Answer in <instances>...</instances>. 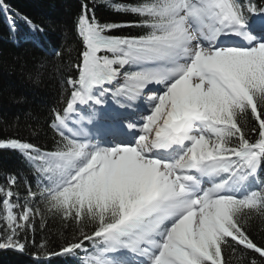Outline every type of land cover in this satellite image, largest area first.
Listing matches in <instances>:
<instances>
[{
    "label": "snow or ice",
    "instance_id": "obj_1",
    "mask_svg": "<svg viewBox=\"0 0 264 264\" xmlns=\"http://www.w3.org/2000/svg\"><path fill=\"white\" fill-rule=\"evenodd\" d=\"M99 3L131 19L101 18L80 0L76 62H64L66 43L47 49L61 62H51L52 145L0 139L24 165L0 173V249L26 253L31 235L35 264H231L225 249L238 247L261 258L241 252L240 264H264L248 230L253 214L264 218V5ZM0 15L13 44L21 25L47 32L9 0ZM50 222L71 230L56 252L35 241Z\"/></svg>",
    "mask_w": 264,
    "mask_h": 264
},
{
    "label": "trees",
    "instance_id": "obj_2",
    "mask_svg": "<svg viewBox=\"0 0 264 264\" xmlns=\"http://www.w3.org/2000/svg\"><path fill=\"white\" fill-rule=\"evenodd\" d=\"M16 11L29 16L36 23L47 29L43 35L33 37L31 31L24 25L20 26L18 34L19 44H13L8 39V25L4 15H0V139L20 138L35 144L51 146L54 133L49 127L50 108L56 104L58 99V83L52 71L51 62H61L50 55L47 49L52 44L66 43L74 50L69 57H64L65 63L76 62L79 47L73 20L79 11L80 0H9ZM97 3V15L114 21L131 19L130 16H122L113 13L99 0H89ZM258 6L263 5L264 0H254ZM55 26L56 31L51 28ZM129 29L113 34L127 33ZM135 31V30H132ZM20 56V60L14 59ZM46 61V66L40 69L39 79L34 78L37 71L36 65ZM23 64V67L21 65ZM254 123V122H253ZM255 133L251 136L255 137ZM24 165L18 152L10 149L0 148V173L16 172L23 170ZM264 179V176L261 177ZM4 182V176L0 175V184ZM17 190L25 193L21 184ZM48 233L37 232L35 241L37 245L47 243L50 251H59L65 239H71V230L65 231L58 223L50 222ZM249 233L258 245L264 244V218L253 214L248 226ZM31 235L29 236V247L26 253L13 250L0 249V264H35L32 256L28 253L36 251L31 246ZM247 260H260L259 254L252 250L237 248L233 255L229 249H225L224 255L230 258L231 264H240V253ZM81 255H83L81 253ZM46 264H78L75 258L54 256Z\"/></svg>",
    "mask_w": 264,
    "mask_h": 264
}]
</instances>
